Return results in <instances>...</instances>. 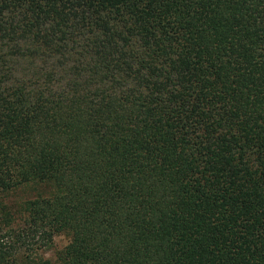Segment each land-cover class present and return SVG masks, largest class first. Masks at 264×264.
I'll list each match as a JSON object with an SVG mask.
<instances>
[{"label":"trees","instance_id":"obj_1","mask_svg":"<svg viewBox=\"0 0 264 264\" xmlns=\"http://www.w3.org/2000/svg\"><path fill=\"white\" fill-rule=\"evenodd\" d=\"M0 264H264V0H0Z\"/></svg>","mask_w":264,"mask_h":264},{"label":"rangeland","instance_id":"obj_2","mask_svg":"<svg viewBox=\"0 0 264 264\" xmlns=\"http://www.w3.org/2000/svg\"><path fill=\"white\" fill-rule=\"evenodd\" d=\"M30 193H31L30 190H21V191H18V196H19L18 198L28 197V195ZM66 242H67V237H65L64 235L56 236L55 237V241H54V246L50 250L47 251L46 255L48 257H52L53 256L54 249H56L58 247H61Z\"/></svg>","mask_w":264,"mask_h":264}]
</instances>
